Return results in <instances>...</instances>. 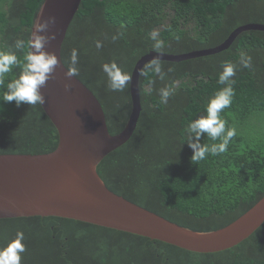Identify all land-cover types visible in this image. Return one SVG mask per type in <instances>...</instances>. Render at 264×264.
<instances>
[{"label":"trees","instance_id":"trees-1","mask_svg":"<svg viewBox=\"0 0 264 264\" xmlns=\"http://www.w3.org/2000/svg\"><path fill=\"white\" fill-rule=\"evenodd\" d=\"M44 3L0 0V50L15 51L22 62L27 48L15 50V41L28 40ZM250 24L264 25V0H82L62 46V62L70 67L71 51H78L76 78L100 102L114 136L131 114V77L141 58L151 52L177 56L213 49ZM153 32L163 41L160 49L153 47ZM241 52L251 56V68L239 65ZM113 60L130 77L122 91L109 90L102 70ZM224 61L236 63L237 71L232 104L220 116L237 135L227 152L192 161L184 129L206 114L209 98L224 87L218 83ZM160 62L164 80L148 64L140 74L142 111L132 138L106 156L97 172L110 191L172 223L197 232L223 229L264 197V32H243L218 54ZM18 72L13 68L5 75V87ZM173 81L174 94L167 104L160 103L158 90ZM0 107V155H44L57 149L58 132L41 105L0 101ZM201 143L219 141L205 136ZM18 231L26 247L21 264H264V224L239 245L213 254L37 216L1 219L0 247Z\"/></svg>","mask_w":264,"mask_h":264},{"label":"water","instance_id":"water-1","mask_svg":"<svg viewBox=\"0 0 264 264\" xmlns=\"http://www.w3.org/2000/svg\"><path fill=\"white\" fill-rule=\"evenodd\" d=\"M82 0H45L37 18L56 17L47 33L55 39L45 50L57 56L58 66L41 93L42 106L59 135L57 149L44 155H0V220L59 217L157 240L180 249L213 254L229 250L264 224V197L229 226L197 232L172 223L110 191L97 172L100 162L133 136L142 111L140 74L153 58L180 63L227 50L247 31L264 32V25L237 28L216 48L183 55L151 52L133 69L132 109L124 130L111 135L98 99L76 77L67 78L62 46ZM35 20V22H36ZM71 90L65 91L64 85Z\"/></svg>","mask_w":264,"mask_h":264},{"label":"clouds","instance_id":"clouds-1","mask_svg":"<svg viewBox=\"0 0 264 264\" xmlns=\"http://www.w3.org/2000/svg\"><path fill=\"white\" fill-rule=\"evenodd\" d=\"M56 24L55 16H48L41 21L40 18L33 24L31 34L28 40L17 39L14 48L17 51H27L23 55L22 62L16 55L15 51L0 50V101L5 103L15 102L19 107L22 104L27 105H43L45 98L41 93V89L45 87L47 81L52 78V74L58 66L57 56L45 50L46 45L53 39L55 35H42L47 33L50 26ZM154 41L153 47L160 49L163 46V41L157 38L155 32L150 34ZM117 37H113L115 41ZM96 47H102L101 42H96ZM239 65L243 68L252 67V58L245 52H241L239 56ZM78 51L72 49L70 56V67L66 70V77H76L78 72ZM13 68H19L15 78L9 80L4 86V77L12 72ZM147 69L154 75L164 80L166 73L163 71L160 59L158 57L149 61ZM102 70L107 76L108 88L111 91H122L126 86L130 77L125 73L115 60L104 63ZM171 71V69H169ZM237 64L231 61L222 62V71L218 76V83L224 85L221 89L215 92L208 100L204 115H199L197 118L188 122L184 129L186 143L192 150V161H201L211 154L213 156L220 155L228 151L229 143L237 135L235 127L227 126V121L222 119L220 113L231 106L235 95L234 84L232 79L236 75ZM153 82H149V87ZM176 82L167 85L158 90L160 103L167 104L169 98L174 94ZM65 91L71 90L70 84L64 85ZM3 109L0 107V112ZM207 137L211 141H219L211 145L201 143L202 137ZM24 233L18 231L14 239L7 243L6 247H0V264H21L22 255L26 251L23 243Z\"/></svg>","mask_w":264,"mask_h":264}]
</instances>
